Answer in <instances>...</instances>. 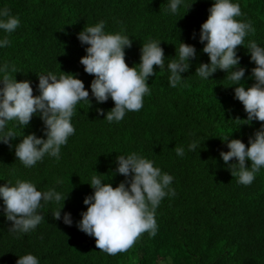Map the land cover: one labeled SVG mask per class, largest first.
<instances>
[{"label":"trees","instance_id":"trees-1","mask_svg":"<svg viewBox=\"0 0 264 264\" xmlns=\"http://www.w3.org/2000/svg\"><path fill=\"white\" fill-rule=\"evenodd\" d=\"M213 2L186 0V6L173 15L166 10L168 0H0V8L8 7L21 21L8 35L10 46L0 48V63L14 64L12 75L17 81H32L34 95L39 94V74H75L91 99V107L77 105L72 118L76 132L62 147L59 160L45 156L35 167L25 168L14 147L0 143V186L26 179L41 191L55 187L68 196L61 217L70 212L73 218L72 226L62 218L55 220L53 214L63 201L48 203L40 210L45 221L35 231L17 236L9 231L12 222L0 212V264H16L18 256L28 253L36 255L40 264H264V169L251 185H242L220 157L221 151L229 150L223 140L241 139L248 145L262 122L240 125L234 121L246 119V113L224 71L218 70L209 80L196 74L201 63L209 62L199 32ZM234 2L244 13L238 19L250 20L256 28L255 36L246 38L245 48L239 46L238 52L241 66L248 70L246 87H250L256 65L250 62L247 40L264 46V0ZM101 20L106 31H123L133 39L132 47L126 49L129 67L140 63L142 44L150 40L162 41L166 64L175 57L180 41L197 50L189 71L182 74V85L175 88L169 84V73L154 66L156 75L148 80L151 95L145 96L139 112H128L119 123L99 115L98 109L106 114L114 102L98 104L91 98L94 76L80 63L87 45L80 43L77 34ZM4 35L0 32V38ZM14 131L18 138L12 143L18 144L23 135L43 136L44 124L34 116L27 128ZM194 138L200 139L201 147L177 156L175 146L186 147ZM131 152L173 175L176 195L165 197L158 206L155 237L145 232L130 249L113 256L100 251L95 238L80 231L76 223L87 210L84 198L94 191L87 184L91 177L102 174L105 183L118 186L125 177H112L116 157Z\"/></svg>","mask_w":264,"mask_h":264},{"label":"clouds","instance_id":"clouds-1","mask_svg":"<svg viewBox=\"0 0 264 264\" xmlns=\"http://www.w3.org/2000/svg\"><path fill=\"white\" fill-rule=\"evenodd\" d=\"M182 6H186V0H168L166 10L174 15ZM208 11V18L200 27L199 42L204 45L202 51L209 62L201 63L196 74L209 80L218 70L224 71L232 82L234 98L242 103L246 113V119L234 121L242 122L240 125L262 122L249 137L248 145L241 139L229 137L223 140L229 150L220 152L232 176L238 178V183L248 186L264 169V46L255 39L247 40L250 62L256 66L249 77L255 82L246 87L248 70L241 66L239 46L244 47L246 38L255 36L256 28L250 20L238 19L244 13L234 0H214ZM20 23V18L8 7L0 8V32L5 33L0 38V48L10 46L8 35L14 33ZM77 38L82 45H87L80 63L87 74L94 76L90 84L91 98L98 104L109 99L114 102V107L106 114L103 109L97 110L109 123H119L128 112H139L143 108L145 96L151 95L148 80L156 75L154 66L169 73V84L175 88L182 85V74L189 71L191 61L197 56L194 45L180 41L175 57L166 64L162 41L150 40L142 44L140 63L129 67L126 49L132 47L133 39L123 31H106L103 20L84 27ZM15 72L14 64L0 63V143L14 147L15 156L25 168L35 167L45 156L59 160L62 147L76 132L72 118L77 105L86 103L91 107L90 92L75 74L49 72L38 75L36 90L39 94L34 95L32 81H17L12 75ZM34 116L44 124L43 136L30 133L23 135L18 144H13L18 138L14 128H27ZM10 123L13 124L11 128ZM199 147L200 139L194 138L186 147L176 145L174 150L177 156L184 157ZM231 161L235 162L229 163ZM154 164L137 152L119 155L112 177L120 174L125 179L118 186L105 183L101 178L104 175L96 171L87 183L94 191L84 198L87 210L81 212L76 226L95 238L100 251L115 256L130 249L143 233L151 237L157 235L156 210L165 197H174L176 190L172 187L174 176ZM67 198L55 187L41 191L31 180L17 179L15 184L7 182L0 186V200L3 201L0 212L12 222L9 231L20 236L35 231L45 221L40 210L46 204L63 201V207L55 211L53 217L57 221L62 218L65 225L72 226L70 212L61 217ZM16 264H40V259L28 253L18 256Z\"/></svg>","mask_w":264,"mask_h":264}]
</instances>
